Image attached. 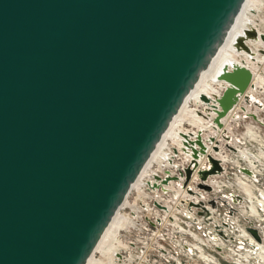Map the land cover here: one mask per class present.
Listing matches in <instances>:
<instances>
[{"label": "water", "instance_id": "1", "mask_svg": "<svg viewBox=\"0 0 264 264\" xmlns=\"http://www.w3.org/2000/svg\"><path fill=\"white\" fill-rule=\"evenodd\" d=\"M243 2L0 0V264L86 263ZM219 77L218 126L252 76ZM206 159L196 187L211 191L224 167Z\"/></svg>", "mask_w": 264, "mask_h": 264}, {"label": "bare ground", "instance_id": "2", "mask_svg": "<svg viewBox=\"0 0 264 264\" xmlns=\"http://www.w3.org/2000/svg\"><path fill=\"white\" fill-rule=\"evenodd\" d=\"M245 30H253L255 33V36L253 37L246 36ZM238 39L242 40L241 44H243L244 48L237 47ZM235 65H239V66H243L247 68L250 71L251 76H252L251 81L247 89L243 93L239 94L238 100L233 105V107L224 116L220 118L221 126L220 125L218 126L213 121L216 116V111L219 110L217 99L218 97L222 95V92L228 86V82H226L223 79H220L219 74L222 72L223 68H227V70H231ZM256 93H260L264 95V0H244L239 12L234 18V21L231 23L229 29L227 30L226 35L221 45L218 47L214 56H212L208 66L205 69H203L202 72L200 73L199 78L195 82L192 89L189 91V93L184 98V101L182 102L178 111L176 112L172 120L170 121L168 128L166 129L161 139L157 143L149 159L146 161V163L142 167L135 181L132 183L130 189L128 190L127 194L125 195L123 199V202L116 209L109 224L105 228L93 252L90 254L85 264H108V263L110 264L112 261L117 260L116 254L119 253L118 249L123 244H120L121 243L120 241H117L115 243L114 241L115 234L119 230L125 229L127 225L129 226L132 225L133 228L137 227L136 220L138 219L134 217V214L137 212V210L135 209V206L133 204H130L128 202V199H127L128 194L130 193L132 189H136L137 187L142 186V184H145V182H146V185L150 187L153 185L161 189L175 188L172 180L169 182V184L166 183V180L169 177H173L174 175H176L173 169L183 170V168H185L187 164H189L192 158L191 153H190V144H193L191 146L198 148V145L195 144V140L199 132H201L202 141L204 142L206 146V153L202 155L200 154V156L198 157V160L196 163L197 167L194 170L193 177L195 176L197 169L207 165V161H206L207 154H211L214 158L219 160L220 164L223 167H225V164L232 160V156L229 154L230 150H233L235 152L237 151L236 154L239 155L238 159L240 160V163H241V164H238L237 167H238V171L241 173L242 178L238 179L234 183L235 185L234 187H236V190L238 191V193H241L240 194L241 196L247 195L249 197L250 196L252 197V194H251L252 187L251 186H254L253 182L257 180L256 179L257 169L256 168L254 169L255 167L254 163H255V160H257L256 155L252 154L249 149L248 151L247 149H243L242 147L238 145L241 139L243 140L247 137L248 132L247 133L243 132L240 136H236L230 131V126H231L230 123L236 122L238 118H241V116H239V111H242V113L244 114L251 115L253 119L255 120V122L262 123V120L258 118V113L256 111V110H259V111L261 110L260 106L262 104L260 103L257 104L256 107L253 108V110H251V108L248 107V104L250 102L252 103L257 102L254 100V98L258 99L259 94H256ZM191 104L193 106H191ZM185 125H189L190 128L186 127ZM196 125H199V127H197ZM223 133L225 135H228V140L224 139ZM169 138L171 139L173 143L171 144L170 147H172L175 150L178 149V151L183 150L181 152L185 156V161H183L182 163H179V164L173 163V160H174L173 152L175 150H173V152L170 151L169 149L167 150L168 146H166V140ZM211 138H214V139L210 140ZM223 140H224V146L226 147V149L229 150L228 154H226L223 151V148H222ZM214 145L218 146V150H214L213 148ZM153 162L158 164V166L162 169L163 172L161 173H164V177H163V174H158L156 172H153L151 176L147 174ZM235 164H237V161ZM241 167L248 168L251 171V174L243 173L240 170ZM222 172L209 175L207 179L203 181V183L208 184L211 187L212 189L211 194L213 197L223 199V201L227 202V205H228V196L224 199L222 198V196L213 194V191L223 192L224 187H228L227 181L225 182V180H221L220 178V176H222ZM186 189L187 190L189 189V192L186 191L187 194H185V192L182 190V193H184V195L186 196H183V199H181L184 201L185 205L189 203L195 205L203 201V199L199 197L201 195L200 194L201 192L206 191L205 189L198 188V187H195L194 189L187 187ZM258 197L264 203V190L259 191ZM159 198H156L155 203H158L160 206L159 202L161 201V199ZM254 198L256 199V197ZM207 200H209V198H207ZM161 206L164 207L165 206L164 203L163 204L161 203ZM204 206L207 212L214 213V209L212 208L213 206H211L209 202L208 204H205ZM232 207L233 206H231V208ZM254 207L256 208V205ZM125 208H129L130 211L133 213L130 216V218L128 216H123L120 214V210L125 209ZM167 209H169L168 206H167ZM260 211L261 210H259V212ZM168 212L167 214L164 213V216H161V217L156 216L157 221L167 220L168 219L167 217L171 216V214H168ZM248 217H250V215H248ZM213 221L217 222L219 226H221L216 217H214ZM242 234H243V231H242ZM244 234H245L244 236L247 237L248 239L247 242L251 244L252 247L255 248L251 250L259 251L260 254H264V245H263L264 243L260 244L259 241H257L250 235V233L244 232ZM224 242H225L224 240L220 239V241H218L217 243L214 242L212 245L213 247L222 249L224 246ZM197 243L200 244L198 241ZM190 246L194 248V249L191 248V251H195L199 245L197 247L195 245L194 247L191 244ZM159 248L162 251L164 250L162 246H159ZM199 248L200 247H198V250ZM202 250L203 249H201V251ZM96 252H103L105 254V257H106L105 263L95 258ZM161 254L162 253H160V255ZM208 256L211 259L209 260L210 262H213L214 264L218 263L217 260L213 256L211 255H208Z\"/></svg>", "mask_w": 264, "mask_h": 264}, {"label": "rangeland", "instance_id": "3", "mask_svg": "<svg viewBox=\"0 0 264 264\" xmlns=\"http://www.w3.org/2000/svg\"><path fill=\"white\" fill-rule=\"evenodd\" d=\"M256 94H259L258 99L254 98L257 102H250L248 107L253 110L257 104H262V107L260 106L261 110H256L262 123L255 122L251 115L244 114L242 111H239L241 118H238L236 122L230 123V131L234 135L240 136L243 132H248L247 137L243 140L241 139L238 145L243 149H249L252 154L256 155L257 160H255L254 169H257V180L253 182L254 187L252 188L251 199L247 195L241 196V193H238L236 187H234V183L242 178L237 167L238 164H241L238 159L239 155L236 154L237 151L230 150L229 154L232 156V160L225 164L222 176H220L221 180L227 181L228 187H224V193L213 191L214 195L222 196L224 199L228 196V205L223 199L213 197L211 191L200 193L199 198L203 199L201 203L204 205L208 204L210 199H216V205L212 207L214 213L212 212L208 215L201 213L203 209L199 205L190 203L185 205L184 201L181 200L183 196H186L182 193V190L187 194V187L194 189L198 182V176L195 175L193 177L192 175L188 181H185L183 170L173 169L176 175L166 180L168 184L171 180L173 181L175 188H171L172 190L161 189L153 185L150 187L145 182L142 186L132 189L128 194V202L133 204L138 212L135 213L136 215L134 214V217L138 219L136 220L137 227L133 228L132 225H127L125 229L119 230L115 234V243L120 241V244L123 245L118 249L117 260L112 261L114 263L111 262L110 264H214L209 261L211 259L208 255L213 256L217 260V264H264V254H260L259 251H252L255 248L247 242V237L244 236V232L250 233L247 229L248 226L255 227L262 238L260 244L264 243V203L258 197L259 191L264 190V95ZM191 106L193 105L191 104ZM185 126L190 128L189 125ZM171 144H173L171 139H167V150L169 149L173 152L175 149L170 147ZM222 144L223 151L228 154L229 150L224 146V140ZM181 151L176 149L173 152V163L179 164L185 161V156ZM236 161L237 164H235ZM153 172L163 174L164 177V173H161L163 172L162 169L155 162H153L147 174L151 176ZM231 194H238L241 198L238 199L236 197L235 200H232L230 198ZM156 198L161 199L159 202L160 206L155 203ZM161 203H164L166 207L161 206ZM255 205L256 208L254 207ZM167 206L169 209H167ZM231 206L233 207L231 208ZM259 210H261V213ZM167 212L171 214L170 217H167V220L157 221L156 216H164V213L167 214ZM256 212H259L258 215ZM120 214L130 218L133 213L129 208H125L120 210ZM214 217L218 219L221 226L213 221ZM220 239L225 241L223 248L213 247L212 244L214 242L217 243ZM191 244L194 247L199 245V250L197 247L195 251H191V248H193L190 246ZM159 246H162L164 250H160ZM201 249L203 250L201 251ZM160 253L163 255H160ZM95 258L104 263L106 262L103 252H96Z\"/></svg>", "mask_w": 264, "mask_h": 264}, {"label": "crops", "instance_id": "4", "mask_svg": "<svg viewBox=\"0 0 264 264\" xmlns=\"http://www.w3.org/2000/svg\"><path fill=\"white\" fill-rule=\"evenodd\" d=\"M197 127H199V125H196ZM248 181V180H247ZM252 188L254 187V186H251ZM243 194V193H242ZM248 240V239H247Z\"/></svg>", "mask_w": 264, "mask_h": 264}]
</instances>
